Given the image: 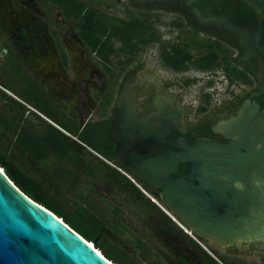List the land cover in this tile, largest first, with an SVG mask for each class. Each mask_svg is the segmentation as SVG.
Masks as SVG:
<instances>
[{"label":"flooded vegetation","instance_id":"flooded-vegetation-1","mask_svg":"<svg viewBox=\"0 0 264 264\" xmlns=\"http://www.w3.org/2000/svg\"><path fill=\"white\" fill-rule=\"evenodd\" d=\"M49 1L58 9L56 14L48 9L41 11L36 0L25 1L18 10L10 6L11 0H0V48L5 51V61L13 63V73L22 84L24 96L16 94L13 97L24 104L23 111L36 115L40 127L48 122L43 117L49 118V123L62 128L77 147L94 150L82 141L85 136L104 151L111 152L114 158L116 143L112 141L110 131L119 121L117 102L127 80H134L130 98L141 115L156 110L154 99L165 90L175 105L184 109V132L173 128L169 138L183 135L188 140L200 136L227 139L215 131L219 120L235 115L242 102L259 86L256 73L260 70L261 58L245 54L239 32L224 26L220 29L198 24L185 0H131L136 10L128 11L124 18L134 16V25L140 20L141 33L149 38L138 49H131L112 37L114 50L109 55L107 44L94 45L85 38L78 23L82 14L71 11V0H67L68 3ZM80 1L85 3L84 11L97 8L100 18L109 27L124 19H116L100 10L96 3ZM194 5L204 16L228 14L234 23L253 31H259L262 25L261 16L244 0H196ZM71 25L74 26L73 33ZM166 25L178 31L172 40L161 39L160 27ZM107 31L100 32L103 39H106ZM115 40L120 41V47L115 48ZM151 43L158 45V61L166 70V76L155 69L142 73L144 60L134 58ZM116 52H121L122 58L112 60L111 56ZM203 57H207V64H210L206 68L201 65ZM181 59L187 66L176 67L174 63ZM69 68L71 79L67 73ZM54 69L56 74L52 73ZM194 69L202 74H192ZM60 75L61 79L57 77ZM29 97L37 104L29 101ZM254 99L264 106V93ZM56 118L66 123L71 131L62 127ZM168 149L174 148L149 145L144 153L131 151L130 157L139 159L144 154ZM187 170V164H182L178 174ZM240 242L243 244L242 259L233 264H264V239ZM227 249L238 256L237 245ZM217 260L222 263L223 259Z\"/></svg>","mask_w":264,"mask_h":264},{"label":"water","instance_id":"water-1","mask_svg":"<svg viewBox=\"0 0 264 264\" xmlns=\"http://www.w3.org/2000/svg\"><path fill=\"white\" fill-rule=\"evenodd\" d=\"M195 1L185 0L198 24L238 31L245 54L261 58L258 88L235 115L215 127L227 139H170L173 128L185 130L184 109L162 90L154 99L156 110L141 115L130 98L131 79L118 97L120 117L110 137L118 168L182 229L235 248L240 241L264 239V106L254 99L264 93V0H244L261 16L259 31L237 25L228 14L204 16ZM149 145L174 149L130 157L131 151L144 153ZM182 164L188 170L178 174ZM0 166V264H116L95 242L26 194Z\"/></svg>","mask_w":264,"mask_h":264},{"label":"rangeland","instance_id":"rangeland-1","mask_svg":"<svg viewBox=\"0 0 264 264\" xmlns=\"http://www.w3.org/2000/svg\"><path fill=\"white\" fill-rule=\"evenodd\" d=\"M25 1L27 0H11L10 6L14 7V10H18ZM36 1L41 11H47L48 9L49 12L57 13L58 9L55 5L52 6L49 0ZM86 1L98 4L100 10H105L116 19L126 17L130 10H136L127 0ZM65 23L67 26V21ZM72 29H74V26L72 27L71 25V33H73ZM160 30L163 34L162 40H172L178 33L176 28L169 25L160 27ZM72 42L73 40H71ZM120 45V41H114L115 48L120 47ZM134 56L136 60H144L145 62V68L142 73L147 74L150 69H155L159 74L166 76V70L161 67L158 61L157 43L147 45L140 53ZM5 58V51L0 48V86L6 88L4 90L0 89V152L5 154L10 160L12 158L16 165L20 166L30 176L36 178L49 193L55 204L70 208L74 200H83L101 218L108 222H118L120 225L118 226V234L126 243L133 245L137 249L138 254L144 255L141 256L144 259L143 264H186L179 259L178 251L187 257L189 264H207L202 251L194 245L190 237L216 259H223L221 264H233L241 261V253L243 252V244L241 242L237 244L238 256H235L227 248L211 241H203L197 236L187 233L184 229V233L177 231L174 226L168 225L156 214L146 215L137 212L135 207L131 205L132 201L128 196L119 187L109 183L106 180L105 172L101 169H96L94 175L82 174L79 177L82 181L81 184L76 189L71 186L70 191V188L60 182L61 178L59 175L63 173L64 167L69 168L71 166V169H73L72 163L64 166L63 162L61 163L55 155L50 156L46 160L34 161L16 143V137L12 131L17 123L20 127L25 124L38 126L40 119L26 110L23 111L22 108H19L6 96L9 93H13L12 96H15L16 94L13 91L20 92L18 91L17 78L13 73L15 70L14 65L10 61L6 62ZM119 58H122L121 52H116L111 56L112 60H119ZM191 72L192 74H202L196 69ZM52 73L56 74V70H52ZM67 73L71 79V68L67 70ZM178 76L182 75L178 74ZM57 77L61 79V75ZM61 100L63 99L61 98ZM39 113L44 116L42 112L39 111ZM43 118L50 122V119H47L46 116ZM92 152L100 158L108 160L97 151L92 150ZM108 161L111 162L110 160Z\"/></svg>","mask_w":264,"mask_h":264},{"label":"trees","instance_id":"trees-1","mask_svg":"<svg viewBox=\"0 0 264 264\" xmlns=\"http://www.w3.org/2000/svg\"><path fill=\"white\" fill-rule=\"evenodd\" d=\"M58 1L60 3L67 2V0ZM84 6L85 3L83 1L71 0V11L82 14L78 23L85 38L94 45L107 44L108 55L114 50L113 42H111L112 37L121 40L124 47H130L131 49H138L143 43H147L149 37L141 33L143 29L140 20L134 25V16L129 19L124 18L121 20V23H114L112 27H109L100 18V12L97 8L91 7L84 11ZM106 31V39H103L100 32L105 33ZM137 31L138 35H136ZM134 37H137L136 41H134ZM207 61V57L201 59L202 67L206 68L210 65L207 64ZM177 62L174 63L176 67L187 66L184 59L178 60ZM14 75L16 76L17 74ZM17 82L19 86L18 91L20 93L17 91L13 92L23 97L22 84L18 78ZM6 96L23 110L24 104L22 102L9 94H6ZM28 99L37 104L33 97H29ZM49 117L52 118V115L50 114ZM56 119L62 127L67 130L70 129H68L66 123L62 122L59 118ZM39 125L33 126L25 124L23 127H20L17 123L12 131L13 135L16 137V143L26 151L34 161L46 160L49 159L50 156L55 155L59 158L61 163L63 162L64 166L71 165L72 163L73 169H71V166L69 168L64 167L63 173L59 175L61 178L60 182L65 184L67 188H70V191L71 186H74L76 189L81 184L82 181L79 177L82 174L89 176L94 175L96 169H101L106 174V180L115 187H119L120 190L128 196L132 201L131 205L135 207L137 212L146 215L156 214L157 217L161 218V220L165 221L168 225L174 226L177 231L184 233L183 229L159 205H157L142 188L136 185L118 168L121 167V165L113 158L111 152L104 151L102 148L92 143L88 138L82 136V141L90 145L95 151L102 154L113 164L100 158L95 153L88 150L86 146H82V148L77 147V145L71 141V136L55 125L49 122L42 127ZM0 164L5 168L7 175L19 188L31 198L44 204L58 216L62 217L65 222L82 234L87 240L95 242L96 248L102 250L103 254L114 263L143 264L144 259L141 258L143 254H138L137 249L133 245L126 243L118 234V226H120L118 222H108L101 218L90 209L83 200H74L70 208H64L55 204L49 193L36 178L30 176L20 166L16 165L12 161V158L10 160L2 152H0ZM146 190L151 196L160 200L157 192ZM185 234L189 236L187 233ZM190 239H192L194 245L202 251L207 264H221L192 237H190ZM177 255L182 262L188 263L186 257L181 252L178 251Z\"/></svg>","mask_w":264,"mask_h":264},{"label":"bare ground","instance_id":"bare-ground-1","mask_svg":"<svg viewBox=\"0 0 264 264\" xmlns=\"http://www.w3.org/2000/svg\"><path fill=\"white\" fill-rule=\"evenodd\" d=\"M1 167V166H0ZM2 168V167H1ZM3 169V168H2Z\"/></svg>","mask_w":264,"mask_h":264},{"label":"crops","instance_id":"crops-1","mask_svg":"<svg viewBox=\"0 0 264 264\" xmlns=\"http://www.w3.org/2000/svg\"><path fill=\"white\" fill-rule=\"evenodd\" d=\"M9 91V90H8ZM10 92V91H9ZM13 94V93H12Z\"/></svg>","mask_w":264,"mask_h":264}]
</instances>
